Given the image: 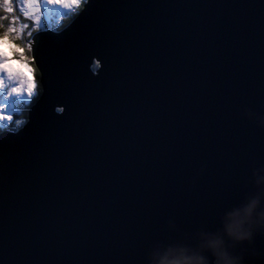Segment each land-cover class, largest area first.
Masks as SVG:
<instances>
[{
  "label": "water",
  "instance_id": "water-1",
  "mask_svg": "<svg viewBox=\"0 0 264 264\" xmlns=\"http://www.w3.org/2000/svg\"><path fill=\"white\" fill-rule=\"evenodd\" d=\"M46 29L39 101L0 131V264H140L148 237L213 227L264 155L245 117L264 106V0H84ZM249 223L264 206L234 229ZM246 247L227 257L264 264V236ZM199 257L176 247L155 264Z\"/></svg>",
  "mask_w": 264,
  "mask_h": 264
},
{
  "label": "snow or ice",
  "instance_id": "snow-or-ice-1",
  "mask_svg": "<svg viewBox=\"0 0 264 264\" xmlns=\"http://www.w3.org/2000/svg\"><path fill=\"white\" fill-rule=\"evenodd\" d=\"M83 2L84 0H0V121L11 124L13 116L6 113L9 109L15 111L18 103H29L33 99L39 101L41 90L37 69L30 67L37 64L33 30L36 34L47 31L44 24L50 21L53 9L68 12ZM6 48L11 51L12 56L5 51ZM13 59L28 66V71L15 67L11 63ZM100 63L99 59L95 60L97 67ZM28 72H31V77ZM39 75L42 80L43 73ZM57 111L63 113L64 108L60 107ZM245 117L264 127V106L260 110H248ZM15 124L19 129L25 121L17 119ZM3 127L0 124V129ZM248 169L251 175L247 183L232 203L219 210L213 227L201 225L192 230L174 229L148 237L140 247V264H155L161 254L176 247L191 249L202 257L215 259L220 251L221 241L224 242L226 254L246 262V245H253L258 236H264V224L249 223L245 231H237L234 229V218L250 203L253 206L257 203L264 206V183H261L264 181V155L249 160ZM240 233L247 235L237 238Z\"/></svg>",
  "mask_w": 264,
  "mask_h": 264
},
{
  "label": "rangeland",
  "instance_id": "rangeland-1",
  "mask_svg": "<svg viewBox=\"0 0 264 264\" xmlns=\"http://www.w3.org/2000/svg\"><path fill=\"white\" fill-rule=\"evenodd\" d=\"M76 10H77V7H73L72 10L71 11H68V12H66L63 9H60V10L53 9L51 11V13H50V15H51L50 21H46L45 24H44V26H51V25L58 26L64 20V17L65 16H67V15L71 16L73 13L76 12ZM59 27H61V26H59ZM5 51H8L9 56H12L11 51H9L7 48L5 49ZM11 63L15 67L20 68L21 70H24L26 72L28 71V66L22 65L17 59H13L11 61ZM30 67H32V65ZM32 68H34V67H32ZM28 75L31 77V72H28ZM30 103L31 102H29V103H20V104H24L26 106V105H28ZM17 110H18L17 108H16L15 111H12L11 109H9L6 114L12 115L13 118H14L17 115V113H16ZM14 113H16V114H14ZM3 123H7V122L6 121H0V124H3ZM15 126H16V124H15Z\"/></svg>",
  "mask_w": 264,
  "mask_h": 264
},
{
  "label": "trees",
  "instance_id": "trees-1",
  "mask_svg": "<svg viewBox=\"0 0 264 264\" xmlns=\"http://www.w3.org/2000/svg\"><path fill=\"white\" fill-rule=\"evenodd\" d=\"M82 6H83V3H81L78 7H77V10H76V12L75 13H73L71 16H69V15H67V16H65L64 17V20L58 25V26H56V25H51V26H45L44 28H46V27H52V28H55V29H60L61 27H63V26H65V25H67L68 23H69V21L78 13V11L82 8ZM59 26H61V27H59ZM33 32H35L34 30H33ZM26 42H27V39H26ZM32 67H34L35 68V66L34 65H32ZM36 69V68H35ZM38 75H39V73H38V71H37V79H38ZM40 90H41V87H40ZM41 93V92H40ZM36 99H33L32 101H31V103L30 104H28V105H24V104H20V103H18L17 105H16V108L18 109L17 110V115L13 118V122L11 123V124H8V123H3V125H4V127H3V129H5V128H12V127H14V125H15V120H17V119H19V120H23V121H25L26 120V117H27V109H28V107H30V105L35 101ZM16 113H14V114H16ZM3 129H0V131L1 130H3Z\"/></svg>",
  "mask_w": 264,
  "mask_h": 264
},
{
  "label": "clouds",
  "instance_id": "clouds-1",
  "mask_svg": "<svg viewBox=\"0 0 264 264\" xmlns=\"http://www.w3.org/2000/svg\"><path fill=\"white\" fill-rule=\"evenodd\" d=\"M244 235H247V233H240V234H238L237 238H242ZM220 255H221L222 259L225 261V264H235L234 261L230 260L227 257L226 253H221ZM186 264H190V262H186ZM198 264H206L203 257L198 258Z\"/></svg>",
  "mask_w": 264,
  "mask_h": 264
}]
</instances>
